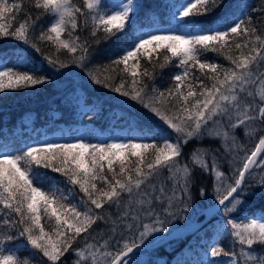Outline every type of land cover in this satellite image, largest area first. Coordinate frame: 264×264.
<instances>
[{"label": "snow or ice", "instance_id": "snow-or-ice-1", "mask_svg": "<svg viewBox=\"0 0 264 264\" xmlns=\"http://www.w3.org/2000/svg\"><path fill=\"white\" fill-rule=\"evenodd\" d=\"M30 3L32 7L40 10L41 15L52 18L50 25L46 29H41L37 39L51 41L58 50L66 49L73 54L79 50L81 55L74 63L79 64L80 67H86L84 61L88 48L86 43L78 42L79 37L73 36V32L78 28V15L85 17V23L87 18L91 17L92 35L101 28L106 35H114L126 28L129 13L133 10L131 0L127 4L118 5V10L105 14L99 12L100 0H83L87 12L73 3V0H30ZM222 3L223 0H188L186 4L179 6L173 18L179 16L180 21L184 22V18L189 16L208 15ZM22 10L23 7L19 3L0 0V38L12 37L26 44L31 42L29 33L35 30L39 17L33 20L28 13H25L26 18L16 25L17 14ZM66 32L69 39H62V35ZM241 36L246 38L243 45L236 42V38ZM230 39L233 41L231 44ZM32 46L36 51H40L35 43H32ZM242 48L248 49L246 54L244 52L238 56L232 54L234 50ZM161 50L165 63L176 58L178 66L183 71L174 76L176 83L167 92L152 88L149 94L148 85L140 77L147 76L151 79L152 73L147 69L138 73L137 69L140 67L141 55L151 61L153 53ZM124 51L125 54L114 60L112 64L115 66L123 64L125 67L121 71H130L131 84L127 85L126 78L121 76L117 86L105 82V87H111V90L139 101L144 108L149 109L175 131L177 134L175 142L165 139L163 146L136 142L91 144L82 140L76 143L45 142L42 145L29 146L22 155L0 153V204L16 217L9 221L8 214H5L4 225L17 228L19 236L26 237L28 244L41 252L51 264H57L70 250L77 257L74 264H130L128 257L134 249L144 244L145 239L152 232L164 229L142 224L143 230L139 232L138 239L122 236L121 239L127 242L119 247L120 240H116L114 252H98L94 245L87 243V238L84 247L73 248L82 234L89 233L97 220L104 219L94 209H102L104 203L108 202L119 205L122 194H127L129 200L136 197L137 203L147 206L144 209L146 217L155 216L154 223H164L159 219L152 205L154 201L162 203L168 190L162 182L158 189L159 195L154 196L153 193L157 191L154 185L151 186L152 191H148L147 187L142 188V185H145L150 177L159 176L161 170H166L172 174L169 179L176 181L180 185V191L187 194L192 169L187 164L181 165L176 159L182 155V143L186 144L191 139L206 135L223 137L225 141L231 139L232 146L236 147L234 138L229 136L224 123L221 119H216L217 117L226 118L227 127L232 129L256 120L264 122V88L258 93L259 103H245L240 99V93L245 92L251 97L253 93L247 91V87L256 83L258 77L264 76V72L260 71L264 66V38L257 34L251 16L246 19L236 18L231 24L225 17L224 23L219 26H205L198 30L193 28L187 32L163 33L156 28L153 32L134 37L131 45ZM208 51L225 56L234 67L224 68L215 62H201V57ZM168 53L171 55L169 56ZM47 59L50 64L58 62L50 57ZM131 60H135V63L129 69ZM64 66L60 63V67ZM160 66L163 67L164 64ZM197 66L202 73L207 69L208 73L212 74H205V79L212 81L210 86L200 77L193 76L191 80L188 79L191 75L190 69ZM89 76L97 84L104 82L94 71H90ZM104 79L107 81L109 77ZM44 82L42 78L14 71L6 66L0 70V91ZM182 87L187 89L186 94ZM248 134L245 129V135ZM149 149L153 151L154 158L146 161L143 153L148 152ZM127 153L139 158L133 170L135 178L126 170L124 164ZM261 153H264V136L259 138L255 150L251 151L250 155L245 157L242 166L237 168L231 183H224L222 188L217 189L218 204L223 206L226 213L233 212L237 205L243 203L239 196L255 195L245 191V188H251L253 185L242 187V184L246 173H249L256 163L254 158ZM207 156V152L194 151L191 156L192 164L214 173L217 181L226 179L224 174L217 170L215 156L212 157L210 168ZM115 160L120 161L121 178H117L113 169ZM103 161H107L108 171L112 173L111 179L104 174ZM32 164L64 174L71 184L79 185L80 191L85 194L87 200H81L79 205L66 206L63 203L66 198L62 195L57 196L55 193L41 190L34 183L36 174L31 170ZM142 165L144 167H141ZM98 179L102 180L109 190L99 189L95 183ZM260 186L264 188V182H261ZM171 191L172 195L167 197L169 205L173 199H176L175 187ZM81 208L83 210H80ZM185 210H187L186 204ZM42 212L49 220L55 219L51 230H46L45 225L42 224ZM123 215L127 217L129 213L124 212ZM132 219L139 221V216L133 215ZM227 225L230 226L232 237L241 245L240 257H246L247 261H254V264H264V255L257 257L252 254L254 245L264 246V222L252 219L247 223H237L233 219H228ZM135 226V224L126 225L133 237L135 233L131 230ZM115 231L116 229L113 228L112 232ZM5 239L12 240L13 237L5 236ZM2 243L3 241L0 240V244ZM243 246H247L248 251H245ZM221 254L232 258L229 264H240L237 253L224 252L218 244L211 248V256L216 257ZM0 264H27V260L21 261L17 254L0 248Z\"/></svg>", "mask_w": 264, "mask_h": 264}, {"label": "trees", "instance_id": "trees-1", "mask_svg": "<svg viewBox=\"0 0 264 264\" xmlns=\"http://www.w3.org/2000/svg\"><path fill=\"white\" fill-rule=\"evenodd\" d=\"M231 1L223 0L220 7L208 15L189 16L184 18V22L206 23L212 18L219 16V25L224 23L225 17L228 23H230L234 15L240 12L243 6H247L241 18L246 19L248 16H251L253 24L257 29V34L264 38V11H260L264 9V0H244L243 5H240L238 2L232 3ZM174 2L175 0H131L133 10L129 14L126 28L114 35H106L102 28L97 30L95 35H92L93 24L91 17H88L87 23H85V17L78 15V28L73 32V36L79 37L78 42L82 44L86 43L88 48L84 61L86 67H80L79 64L74 63L76 58L81 55L79 50L73 54L66 49L58 50L51 41H40L37 39L41 29L48 27L49 16L41 15L40 10L31 6L30 0H9V3H19L23 7V10L17 14L16 25L26 18L25 13H28L33 20L37 17H39V20L36 22L35 30L29 33L31 38L30 43L26 44L12 37L0 38V49L9 48L13 52L20 51L25 53L29 61L23 66L22 73L42 78L45 82L0 91V147H11L18 150V146L23 144V139H26L29 134L37 136L41 132V129L49 130L56 125L70 128L73 124H84L87 121L97 122L100 114L115 104L125 107L130 112L129 115L120 114L118 116L120 119H126L130 125H139L140 120H146L153 127H159L160 125L166 127L172 131L176 139L177 134L175 131L149 109L144 108L139 101L132 100L131 96H123L111 90V87H105V82L117 86L120 83L121 76L126 78L127 85L131 84L132 77L130 71L122 72L121 70L125 66L123 64L115 66L112 62L124 55L123 47L132 42V33L135 29L145 25L167 23L170 8ZM73 3L87 12L83 0H73ZM99 12L101 13L100 7ZM61 38L69 39L68 33H64ZM245 40L246 38L243 36L236 38V42H240L242 45ZM32 43H35L40 51H36ZM229 43L231 44L233 41L230 39ZM247 51L248 49L242 48L241 50H234L232 54L238 56L241 52L246 54ZM168 55L170 56L171 54L168 53ZM49 57L58 62L50 64L47 59ZM201 62H215L224 68L234 67L225 56L218 55L213 51L205 52L201 57ZM60 63H63L65 66L60 67ZM133 63H135V60L129 62V69H131ZM161 64H164V66L161 67ZM145 69L152 73V78L149 79L147 76L140 78L148 85L149 94H151L152 88H156L160 92H167L176 83L174 76L183 71L178 66L176 58H172L167 63L164 62L163 50L153 53L151 61L148 57L141 55L140 67L137 71L138 73H142ZM90 71H94L104 82L100 84L95 83L89 76ZM260 71L264 72V66L261 67ZM190 73L189 80L193 76L200 77L205 80L206 84L211 85L212 81L205 79V74L212 75L208 73L207 69L203 70L202 73L197 66L191 68ZM105 77H109V79L105 81ZM221 78H223L222 75ZM262 81L264 82V76L258 77L256 83L247 87V90H250L253 95L249 97L246 92L240 93V99L245 103H259L258 93L262 88L260 84ZM77 83L80 84L79 87H77ZM182 90L186 94L187 89L182 87ZM79 97L82 98L81 102L86 108L85 111L79 108ZM24 117L32 119L33 126L30 127V133L26 131H22L21 133L20 127L23 126L22 118ZM216 119L222 120L225 130L229 132L230 137L234 138L237 146H232L233 141L231 139L225 141L223 137H208L206 135L191 139L186 144L182 143V155L176 159L181 165L187 164L192 169V178L187 194L180 191V185L176 181L169 179L172 174L166 170H161L159 176L150 177L145 185H142V188L147 187L148 191H152L151 186L154 185L157 189L153 193L154 196L159 195L158 189L161 187L162 182L163 186L168 190L162 203L154 201L152 205L159 219L164 221V223H154L155 216L146 217L144 215L146 205L137 203L136 197L129 200L127 194H122L119 205L108 202L104 203L102 209H94L104 219L97 220L89 230V233L82 234V237L78 238L73 248L84 247L85 238H87V243L89 244L101 243L102 241L107 242L106 250L114 252L115 241L122 240V236L128 239H138L139 232L143 230L142 224L146 223L150 226L161 227L164 229L163 231H167L192 218L197 219L204 211L206 212L218 202L217 189L222 188L224 183H231V178L234 176L237 168L241 167L245 157L256 144L258 136L263 132L264 122L256 120L246 124L247 127L245 129H247L249 134L245 135L243 126L232 129L227 127L226 118L217 117ZM165 135L163 134L161 138L155 136L151 143L163 146L165 139L171 140L168 135ZM13 143H16L17 146L12 145ZM194 151L208 153L206 159L209 168L211 167L212 157L215 156L217 170L221 171L226 179L217 181L214 173L204 170L198 165H193L191 156ZM143 154L146 161L154 158V153L151 149ZM261 155L262 153L256 157V163L252 166L250 172L246 174L244 184H242V187L244 185H253L251 188H245V191L255 193L254 196H239V199L243 203L237 205L231 213H226L222 206L218 211L219 213L215 214L212 219H209L210 221L196 233H180L179 235L161 240L150 248L132 253L128 258L130 264H190L188 261L192 260V258L182 256L179 257L180 261H176L174 253L186 247L197 255L200 252L199 249L203 248L207 250L209 248V240L215 234H217L219 246L223 248L224 252L237 253V259L240 261V264H254V261H247L246 257H240L241 245L232 237L230 226L227 225L228 219L225 220V218L227 214L236 212L241 215L239 217L240 220L244 219V213L248 211L249 203H254L264 209V195H262L264 188L260 186V183L264 182V162L259 160ZM138 160V157H133L130 153L126 154V159L124 160L126 170L134 178L135 172L133 170ZM102 163L104 164V174L111 179L112 173L108 171L107 161H103ZM34 165H31V169H35ZM141 167L144 166L142 165ZM119 168L120 161L115 160L113 169L117 174V178H121ZM145 170L147 169L145 168ZM39 171L42 172L46 179L54 182L59 187V190L62 191V194L66 195V199L63 201L66 206L79 205L81 200H87L85 194L80 191L79 185L71 184L64 174L44 167L40 168ZM95 183L99 189L109 190L102 180L98 179ZM173 187L176 189V199H173L171 205H169L167 197L172 195L171 190ZM185 204L187 205V210H185ZM92 207L94 208V206ZM80 210L83 209L81 208ZM124 212H128L129 215L125 217L123 215ZM5 214H8L9 221L16 219L14 213H11L9 209L4 208L0 204V215L4 217ZM133 215H138L139 221H133ZM229 219L235 221L234 217ZM41 222L45 225L46 230H51L55 224V219L49 220L42 212ZM127 224L136 225L131 230L135 233V237L129 232L126 227ZM223 225L225 227L222 230ZM8 227L9 234H13L12 237L17 238L23 243L19 257L21 261L27 260V264H51L46 257H43L41 252L33 249L28 244L26 237L19 236L17 228ZM113 228L116 229L115 233L112 232ZM155 236V233L152 232L145 241L153 239ZM243 247L245 251H248L247 246ZM252 254L257 257L264 255V246L259 244L254 245ZM227 257L228 260L232 259L230 256L224 254L213 258L215 260L224 258L222 260L223 263ZM76 259L77 257L74 255V252L70 250L61 257V260L57 264H73Z\"/></svg>", "mask_w": 264, "mask_h": 264}, {"label": "bare ground", "instance_id": "bare-ground-1", "mask_svg": "<svg viewBox=\"0 0 264 264\" xmlns=\"http://www.w3.org/2000/svg\"><path fill=\"white\" fill-rule=\"evenodd\" d=\"M165 136H167V134L165 135ZM218 204V202H216L211 208H209L206 212H208V211H219L221 208H222V206H219V204H218V206H216L215 207V205H217ZM209 219V218H208ZM200 220H202L204 223H206V218H205V215L200 219ZM197 222L198 221H192V222H190V224L188 225V228H189V230H191V229H193L192 231H191V234L192 233H196V232H198V230H195V229H197ZM203 248H201V249H199V251L201 252V250H202ZM187 252H188V250H187ZM187 252L185 253V255L184 256H187ZM195 254V253H194Z\"/></svg>", "mask_w": 264, "mask_h": 264}, {"label": "rangeland", "instance_id": "rangeland-1", "mask_svg": "<svg viewBox=\"0 0 264 264\" xmlns=\"http://www.w3.org/2000/svg\"><path fill=\"white\" fill-rule=\"evenodd\" d=\"M118 5H123L122 3H118L117 5H116V9H117V6ZM118 10V9H117ZM180 31H184V29H181ZM150 32H153V31H150ZM149 33V32H148ZM179 33V32H178ZM112 140V142H118L119 143V141H117L116 139H111ZM169 142H175V139H173V140H171V141H169ZM258 221H261V222H264V221H262V220H258ZM156 235L157 234H159V233H155ZM122 244H123V242H122ZM95 246V249L96 250H98V251H100V250H103V249H106L105 247H106V244L105 243H103L102 245H94ZM187 256L188 257H190V258H195V256H197V255H195L193 252H191L190 250H188V252H187ZM101 259H102V257H101Z\"/></svg>", "mask_w": 264, "mask_h": 264}, {"label": "water", "instance_id": "water-1", "mask_svg": "<svg viewBox=\"0 0 264 264\" xmlns=\"http://www.w3.org/2000/svg\"><path fill=\"white\" fill-rule=\"evenodd\" d=\"M216 206H218V204H217V205H215V207H216Z\"/></svg>", "mask_w": 264, "mask_h": 264}]
</instances>
